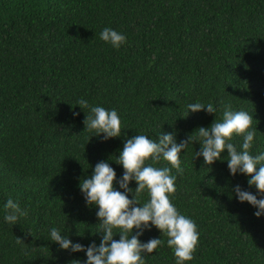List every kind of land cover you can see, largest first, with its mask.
<instances>
[{
	"label": "trees",
	"instance_id": "16d2710c",
	"mask_svg": "<svg viewBox=\"0 0 264 264\" xmlns=\"http://www.w3.org/2000/svg\"><path fill=\"white\" fill-rule=\"evenodd\" d=\"M106 26L127 37L119 50L100 40ZM81 97L115 108L121 136L103 141L85 129ZM194 102L217 111L188 114ZM227 104L253 116L251 151H264V0H0V264H83V252L60 249L49 233L100 243L97 208L79 187L95 164L108 160L120 177L126 138H195ZM199 149L193 141L181 153L182 175L172 169L171 201L199 231L188 264H264V216L232 193L257 189L226 160L205 165ZM8 198L28 210L15 225L3 221ZM151 238L164 243L145 264H175L168 238L155 227L139 237Z\"/></svg>",
	"mask_w": 264,
	"mask_h": 264
},
{
	"label": "clouds",
	"instance_id": "9594fccd",
	"mask_svg": "<svg viewBox=\"0 0 264 264\" xmlns=\"http://www.w3.org/2000/svg\"><path fill=\"white\" fill-rule=\"evenodd\" d=\"M99 38L116 50L127 42L124 33L107 26L100 31ZM76 105L88 109L84 124L93 135L103 141L121 136V117L115 108L92 105L83 97ZM186 107L188 114L201 110L215 114L217 111L212 103L194 102ZM77 115L79 113L73 112V116ZM252 121L253 116L247 111L234 110L227 104L221 119L215 117L210 126L196 129L195 138L191 134L187 140L177 142L173 132L163 131L158 133L157 139L145 134L126 138L115 161L123 168L120 177L108 160H101L93 167L92 174L79 184L86 204L97 208V232L102 233L100 243L92 241L84 245L73 242L56 227L50 229L49 240L62 250L83 252L86 257L83 264H145V254L154 253L164 243L161 238H151L146 242L139 239L145 230L155 227L161 236L168 238L166 243L172 250L175 264H188L194 259L199 231L195 221L182 214L171 201L177 179L172 169L182 175L181 153L193 141L199 142L200 149L194 157H202L205 165L226 160L231 176H248L249 186H255L257 193L240 185H234L232 193L239 202H247L255 209L254 216H264V151L257 154L251 151L257 132ZM234 137L241 138L239 146L233 143ZM225 150L227 159L222 156ZM162 160L170 166H156ZM132 181L136 182L134 189L129 186ZM117 184L122 191L115 187ZM144 194L147 200L141 203ZM3 210V221L10 225L17 224L21 217L28 215V210L21 208L19 202L12 198L3 204ZM117 234L118 240L114 239ZM76 262L81 264L78 260Z\"/></svg>",
	"mask_w": 264,
	"mask_h": 264
}]
</instances>
